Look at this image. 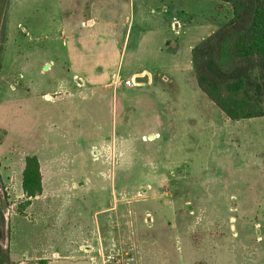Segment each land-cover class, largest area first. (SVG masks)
I'll use <instances>...</instances> for the list:
<instances>
[{
	"label": "rangeland",
	"instance_id": "rangeland-1",
	"mask_svg": "<svg viewBox=\"0 0 264 264\" xmlns=\"http://www.w3.org/2000/svg\"><path fill=\"white\" fill-rule=\"evenodd\" d=\"M147 1L151 17L171 20L158 0ZM36 2L24 0L14 13L16 37L8 18L0 48V264L40 263L44 256L34 255L35 249L62 236L61 222L45 228L55 219L54 205L38 207L50 215L40 222L36 200L22 192L24 159L31 155L44 181L67 168L73 183L87 186L82 196L71 193L64 201L85 196L71 209L72 226L82 228L84 239L71 246L93 251L51 264H90L100 256L107 264L113 249L123 259L132 257V264H264V117L227 119L185 71L137 88L123 80L118 89L113 83L103 89L102 81L95 85L81 73L67 89L74 65L66 62L61 42L48 38L52 8L47 0ZM133 2L117 61L111 55L102 64L87 58L80 71L108 77L118 60L123 73L130 62L139 71L149 69L152 49L138 35L153 23L139 22L140 0ZM181 2L190 15L168 6L184 27L179 36L171 33L161 54L179 52L185 66L187 32L210 21L219 26L232 17V7L221 2L217 14L211 0ZM83 50L90 54L94 48ZM78 209L85 224H73Z\"/></svg>",
	"mask_w": 264,
	"mask_h": 264
},
{
	"label": "crops",
	"instance_id": "crops-1",
	"mask_svg": "<svg viewBox=\"0 0 264 264\" xmlns=\"http://www.w3.org/2000/svg\"><path fill=\"white\" fill-rule=\"evenodd\" d=\"M34 1L38 2V0ZM211 1L212 2L210 4L213 8V11H216L217 14H221V11L218 8V5L221 3V1ZM47 3L48 6L53 10V16L51 19L52 24L50 23L49 31L51 33V36H49V34L48 38L49 40H51V42H61V46L64 49L66 62L74 65V68L72 70L73 72L71 70V72H68V81L64 82V86H67V89L70 87V80L74 81V83L77 84V81L82 79L81 73L87 75L88 80L94 81L95 85L97 81H102L100 84L103 89L108 88L112 85V83L114 85L113 88L118 89L120 88L123 80H132L136 86L134 88L141 87L145 84L153 85L152 80L155 78H160L161 80L165 74L176 75L182 74L183 71L192 72L193 77H195L192 63V49L197 43L202 42L205 39L206 35L209 37L228 21L227 20L224 22L220 20L218 24L219 26L213 27V22L210 21L208 23L209 20H207L208 24L205 27L195 29L193 31H191L190 29L189 32H187V34H189L188 40L182 41L183 39H180V43L182 41V47H184L190 55L186 65L182 66L178 62L179 52L172 54H161V51H165L166 45L171 41V33L176 35L171 28V23L176 18L171 16L173 10H170L169 7L173 9L176 6L181 12L184 11L183 13L187 16L190 15L189 11H186V9L182 7L181 0L178 4H176L175 0H158V6H162V9H167L171 20L169 17H165L166 19L161 16L151 17L152 10L150 8L149 2L147 0H140L137 14L139 22L143 23L144 25H151L150 22L153 23V25H151V27L153 28L150 31L144 30L145 32H142L143 30H140L138 35L139 39L144 37L145 47L152 49L151 56L153 58H150L149 61L146 62V64L149 66V69L143 68L141 71H139L138 69L140 68V65L135 67V64L133 62H130L126 67L125 72L123 73L122 66H119L120 60H118L117 70L112 71L110 76L104 77L103 75L97 76V73L87 74L84 71H80L81 65L87 62V58H91L93 59V62L100 64H102L103 61L108 62L109 55L116 58L117 61V58L120 56L119 49L116 48L118 46L117 43L123 37L122 30H125V23L127 24V19L130 17V15L135 14V5L133 4V0H47ZM24 5V0H9L8 3V8L6 11V32L9 31V28H7V20L8 18H10L11 24L9 25V27L11 32H14L13 34L15 35V37L17 35V31L15 30L18 29L19 24L14 23V13H16L19 8H23ZM183 27L184 26L182 24L180 33L176 36L181 35ZM128 29L129 27L126 28L123 47L126 43V35L128 34ZM187 34H185V32L183 33L184 36ZM98 40H100L101 43L95 44ZM87 45H89V48H94V51L90 54H88L87 51L85 52L83 50ZM162 56H164L163 60ZM132 58H134V56H132ZM141 77L144 78V80L146 81L145 83L140 82ZM103 81L107 82L103 83ZM47 97L50 98L49 95H47ZM41 176L42 193L39 196L32 198L36 200L35 202H37L35 206L37 209L35 210H37V214L40 217V222L44 221L45 218L50 215L46 214L47 216L44 217L46 213L45 210L39 209L38 207L42 205L50 206L51 204H53L54 209L50 211L52 213L51 216H53V218L55 217V219L52 224H47L45 228L48 229L51 225L57 223H63L62 225L64 227L62 228L61 237L57 238V235H54L49 240L50 242H48V244L46 243V247L35 249V251L33 252L34 255L44 256L42 259H40V263L36 264H51L53 260L60 259L68 260L70 262L71 258L68 259V256L80 257L82 255L85 256L87 253H91V251L93 250H87L86 247L71 246L72 240L84 239L81 238L82 228L76 225V227L72 226L71 220L74 211H72L71 209L75 207L79 208V204L85 201H82L85 196L71 202H66V200L64 201V199H68L70 197L71 193H73V196L75 193H77L79 196H82L86 192L85 190L87 186L80 183H73V180L70 177L72 175L67 168L55 170L46 181H44L42 173ZM53 176H56L57 178ZM52 192L58 193L57 197H55V200L48 199V196L50 197ZM42 197L44 199H41ZM60 197L62 199H60ZM37 200L41 201L38 202ZM76 214L78 215V217L77 219H74L75 222L73 224H76V222H80L83 224L84 221L82 220L84 219H81L79 209L77 210ZM94 215H97L96 212L94 213ZM58 240L59 242H57ZM55 246L58 247L60 251H58ZM102 253H104L103 250L98 249V254L101 255ZM93 255H97V253H93ZM103 256H107V254L105 253ZM101 257L102 256L99 257L98 261L96 260L97 262L91 261L90 264H104L105 262Z\"/></svg>",
	"mask_w": 264,
	"mask_h": 264
},
{
	"label": "trees",
	"instance_id": "trees-1",
	"mask_svg": "<svg viewBox=\"0 0 264 264\" xmlns=\"http://www.w3.org/2000/svg\"><path fill=\"white\" fill-rule=\"evenodd\" d=\"M217 1L231 5L232 17L192 49L198 88L231 121L264 117V0ZM8 3L0 0V48ZM21 189L27 199L42 193L35 155L24 159Z\"/></svg>",
	"mask_w": 264,
	"mask_h": 264
},
{
	"label": "built area",
	"instance_id": "built-area-1",
	"mask_svg": "<svg viewBox=\"0 0 264 264\" xmlns=\"http://www.w3.org/2000/svg\"><path fill=\"white\" fill-rule=\"evenodd\" d=\"M181 27H182V24L178 20L174 19L172 21L171 28L176 35H178L180 33ZM133 85H135L134 82H133ZM116 251H117L116 249H113L112 251H110L112 253V256L107 257L108 263L110 262L109 260H111V262H110L111 264H132V262H133L132 257L127 256L123 259V258L119 257V254Z\"/></svg>",
	"mask_w": 264,
	"mask_h": 264
}]
</instances>
